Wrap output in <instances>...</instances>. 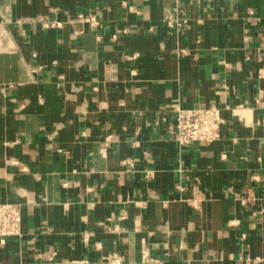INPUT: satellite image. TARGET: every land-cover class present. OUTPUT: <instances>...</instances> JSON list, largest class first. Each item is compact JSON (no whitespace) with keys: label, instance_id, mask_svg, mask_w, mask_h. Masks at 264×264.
Returning a JSON list of instances; mask_svg holds the SVG:
<instances>
[{"label":"crops","instance_id":"obj_1","mask_svg":"<svg viewBox=\"0 0 264 264\" xmlns=\"http://www.w3.org/2000/svg\"><path fill=\"white\" fill-rule=\"evenodd\" d=\"M177 105L219 138L179 146ZM5 202L0 264H264V0H0Z\"/></svg>","mask_w":264,"mask_h":264},{"label":"built area","instance_id":"obj_2","mask_svg":"<svg viewBox=\"0 0 264 264\" xmlns=\"http://www.w3.org/2000/svg\"><path fill=\"white\" fill-rule=\"evenodd\" d=\"M78 21L86 23L90 29H96L99 25L98 20L94 16L79 15L76 18ZM186 23L185 20L177 19L176 17H170L166 22L168 28H176ZM62 23L46 19L41 21V27L44 29L49 28H61ZM127 31L123 30L122 34H126ZM113 39H117L116 35L112 36ZM175 125L169 129L174 131V141L179 146H188L193 143L204 142L211 144L219 138L220 127L223 124V118L221 117L220 110L215 106H209L204 108L183 109L179 105L175 107ZM107 143L100 150L102 156L106 154ZM192 205L196 208L198 206V200L193 199ZM243 204L246 200H241ZM21 222L22 214L21 207L16 203H0V244H3L6 238L20 237L21 236ZM83 239H88V234L83 235ZM97 250L101 249L100 244H96ZM52 255H55L52 253ZM142 257H146V253L142 254ZM102 261L104 264H124L123 256L119 253L112 252L103 256ZM81 264L82 262H75Z\"/></svg>","mask_w":264,"mask_h":264}]
</instances>
